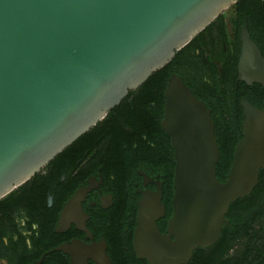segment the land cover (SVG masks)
I'll use <instances>...</instances> for the list:
<instances>
[{
  "label": "water",
  "instance_id": "95a60500",
  "mask_svg": "<svg viewBox=\"0 0 264 264\" xmlns=\"http://www.w3.org/2000/svg\"><path fill=\"white\" fill-rule=\"evenodd\" d=\"M240 0H0V199L105 118ZM240 74L264 85V58L242 27ZM161 129L174 154L166 233L162 182L140 191L134 248L149 264H187L218 241L231 204L264 169V108L242 100L241 137L224 181L210 109L177 74L164 89ZM84 189L65 208L72 211ZM76 243L58 248L74 256ZM104 256V257H103ZM99 264H109L103 253ZM97 261V259H96Z\"/></svg>",
  "mask_w": 264,
  "mask_h": 264
},
{
  "label": "flooded vegetation",
  "instance_id": "af4514ba",
  "mask_svg": "<svg viewBox=\"0 0 264 264\" xmlns=\"http://www.w3.org/2000/svg\"><path fill=\"white\" fill-rule=\"evenodd\" d=\"M233 5L187 44L200 57L204 80L212 85L214 101L224 115L225 127L221 131L220 142L217 124L211 117L212 107L185 84L210 109L219 160L222 151L228 148L236 135L241 137L242 100H247L259 109L264 108V85L254 82L250 72L240 74L239 70L242 27L247 25L250 38L263 58L264 29L250 28L247 17H239ZM141 85L130 91L133 92L130 97L138 102L142 100L141 92L138 93ZM143 115L141 113L125 119L121 117L122 120L129 119V124L118 134H97L92 139L76 140V144L73 142L34 176L0 199V264H73L71 256L57 250L72 243H76L74 256L82 259L80 264H99L94 258L98 253H101V257L104 253L109 264H149L138 257L134 248L140 191L155 189L153 182H145L144 175L163 183L161 202L165 210L164 215L156 220V225L165 234L172 215V197L168 205L163 202L164 181L160 175H174V164L173 171L168 173L145 171L142 168L128 170V161L125 159L128 152L134 151L133 156L135 154L142 160L146 155V136L143 132L153 128L150 107L146 111V120ZM161 119L158 121L159 127ZM135 128L142 132L137 143L128 140ZM111 130L107 127L106 132ZM171 148L174 161L172 145ZM83 189L84 193L72 211L66 214L68 202ZM245 198V202L236 204L231 213L242 219L240 224L230 225V207L226 215L228 224H224L218 241L207 248H198L201 251L196 249L187 264H240V253L247 247L248 240L243 237L246 228L251 227L258 232L252 239L261 242L260 239L264 237V169L259 171L258 183ZM18 210H23L27 215L29 225L36 222L40 226L39 236L33 234L31 237V248L25 244V237L20 234L15 223L14 216ZM13 234L17 239H12ZM5 236L8 237L7 244L3 243ZM253 247L249 245L245 253L247 261H251L255 254ZM87 251L92 254L88 255ZM83 252L87 254L82 255Z\"/></svg>",
  "mask_w": 264,
  "mask_h": 264
},
{
  "label": "trees",
  "instance_id": "16d2710c",
  "mask_svg": "<svg viewBox=\"0 0 264 264\" xmlns=\"http://www.w3.org/2000/svg\"><path fill=\"white\" fill-rule=\"evenodd\" d=\"M233 8L238 13L239 17H247L250 28L264 29V0H240L233 5ZM171 73H176L182 81L191 88L195 95L205 99V101H207L212 107L213 111L211 117L217 124L218 128L216 131L218 132L219 141L221 142V131L223 130V127H225L224 115L214 101V89L212 85H208L204 80L205 74L203 72V64L200 57L195 55L194 49L191 45H187L185 48L177 51L171 61L153 72L143 85H141L140 91H138V93L141 92L140 94H142L141 102H138L137 100L135 101L131 98L130 96L133 92H130L119 105L108 112L103 120L79 137L76 142L85 140L86 138L92 139L97 134L112 135V133L118 134L119 132H123V130H125L124 126L129 124V119L126 121L122 120V118L125 119L130 116L134 117L142 113L146 120V111L150 107L152 113V121L150 123L153 128L150 129V131L144 130L143 132L146 136L145 147H147L145 158L143 160L139 159L137 155L134 154L133 156L134 151L128 152L125 156V159L128 161V170L134 171L135 168H142L145 171L162 173L172 172L174 161L169 137L158 125V121L162 117L163 111V91ZM152 102L153 105L151 104ZM138 106L140 107L138 108ZM110 118L115 119L110 120ZM124 121L126 122L125 124ZM107 127L112 128V130L106 132ZM134 130V133L128 138V140L137 143L142 132L136 128ZM238 137L240 136L236 135L228 148L222 151L221 158L216 165V177L221 182L226 178L227 171L231 164L233 146ZM76 142L74 144H76ZM151 144L154 145L151 146ZM128 146L131 147V144L128 143ZM172 177L173 175H160V179L164 181L163 202L167 205L173 194ZM245 200L246 198L239 199L231 204L229 214L233 213L232 211L236 204L240 202L244 203ZM228 218L230 219L231 226L239 225L242 221L238 215L236 216L234 214H231ZM257 234L258 232L252 230L251 227L245 229L243 237H246L248 241L246 243V249L240 253V264H264V237L260 239L261 242H254L252 236H256ZM249 245L254 246L253 249L255 251L251 261H247L245 255L249 250ZM197 251H201V249H198Z\"/></svg>",
  "mask_w": 264,
  "mask_h": 264
},
{
  "label": "clouds",
  "instance_id": "9594fccd",
  "mask_svg": "<svg viewBox=\"0 0 264 264\" xmlns=\"http://www.w3.org/2000/svg\"><path fill=\"white\" fill-rule=\"evenodd\" d=\"M15 219V223L19 229V232L21 235H23L25 237V244L31 248L32 246V240L31 237L33 236V234H35L36 236H39V229L40 226L38 223L36 222H32L30 225L28 223V217L27 215L24 213L23 210H18L14 216ZM12 239L15 240L17 239V236L15 234L12 235ZM3 243L7 244L8 243V237L5 236L3 237Z\"/></svg>",
  "mask_w": 264,
  "mask_h": 264
},
{
  "label": "bare ground",
  "instance_id": "6f19581e",
  "mask_svg": "<svg viewBox=\"0 0 264 264\" xmlns=\"http://www.w3.org/2000/svg\"><path fill=\"white\" fill-rule=\"evenodd\" d=\"M87 252H88V251H87ZM87 252H83L82 255L87 254ZM90 252H91V251L88 252V255H91V254H92V253H90ZM78 258H80V257L78 256ZM94 258L97 259V261H102V260H101V253H98V254L94 255Z\"/></svg>",
  "mask_w": 264,
  "mask_h": 264
}]
</instances>
